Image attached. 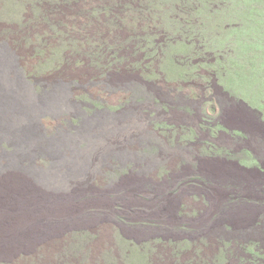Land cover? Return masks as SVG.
<instances>
[{"label":"rangeland","instance_id":"obj_1","mask_svg":"<svg viewBox=\"0 0 264 264\" xmlns=\"http://www.w3.org/2000/svg\"><path fill=\"white\" fill-rule=\"evenodd\" d=\"M106 59L214 96L203 110L235 141L199 149L191 118L170 125L190 129L188 147L135 118L68 131L75 95L109 106L145 92L106 75ZM134 136L164 167L119 179L131 164L108 167ZM6 178L22 183L0 186V214L28 220L1 236L0 264H264V0H0Z\"/></svg>","mask_w":264,"mask_h":264},{"label":"bare ground","instance_id":"obj_2","mask_svg":"<svg viewBox=\"0 0 264 264\" xmlns=\"http://www.w3.org/2000/svg\"><path fill=\"white\" fill-rule=\"evenodd\" d=\"M115 64L116 63H113V61L110 59L105 60L103 64L104 67L102 68L105 69L104 71L106 75H117L121 80H123L122 82H129V85L132 86L131 88H135L136 85H138L139 87H142L145 92L138 93L137 96L136 92L128 93L127 95L125 93L119 104H110L109 106H105L106 103L104 100H99L90 93H81L75 95V98L69 99L70 104L75 109V113L70 114L74 118L73 122H71L70 119L66 120L67 126L69 127L67 128L68 131H77L78 129H81L84 124H99L101 122L103 124H115L122 122V120L128 121L135 118L141 122L145 121L150 126V130L151 127L158 125V131L160 132V135L165 138V140H170V138L174 135L175 141L179 143L180 146L183 145L188 147V137L191 134L189 132L190 129L186 128V131L183 132V126H181V124H176L175 127H171L170 125L173 120H178L180 118L182 124H184L186 123L184 121L187 118H191L195 119L198 124L194 129L197 132L203 133L202 140L199 142V149L214 147L211 146V140L216 139L215 134L217 139L222 137L221 135L224 134V138H228L230 142L233 140L235 141V136H231V134H226V132L224 133L220 130H213L216 127L218 120L217 118H213L211 113H209V106L204 107L203 110V105L205 103H209L211 98L214 96H204L205 92H203L201 99L197 100L193 96H190L188 91H178L172 85L165 84L171 82H161L153 78H144L140 70L136 71L129 66H122L120 70H117V66H115ZM146 72L149 73L150 71ZM89 77L90 75L83 79L90 80L91 78ZM63 82L64 81H62V84ZM67 83L70 84L72 81L67 80ZM74 83H77L76 79ZM89 84L91 85L93 82L89 81ZM134 85L135 87H133ZM203 86H205L206 89L212 87L213 93L220 94L221 92V88L214 84V82L212 85L206 83ZM77 87L82 86L78 85ZM84 97L86 99H84ZM174 130L176 131L175 134H173ZM28 139L29 136L22 135V137L18 138L17 143L21 144L24 141L27 142ZM145 140V136H134L130 138L129 141L132 142L133 146L131 149L125 152V155L123 156L124 159H118L116 164L110 165L108 167L110 170L111 168L116 170L123 168L127 163L131 164L130 168H127L126 171L117 178H127L132 175V172L134 173L133 170L136 171V174H141L152 165V162L154 163L153 166L155 168L164 167L160 160H156V156L151 150L152 143L146 142ZM39 148L42 149L43 146L40 145ZM39 148L36 146L35 149ZM205 159L206 157H202L200 160L205 161ZM111 173L115 172L111 170ZM4 183L19 186L22 182H19L13 178H6L4 179L3 183H0V186H3ZM7 192L8 191H6L5 188H0V204H2V202L5 200ZM57 209L59 210L60 207H56V210ZM8 217H10V215H7V218ZM27 220L28 215L23 212L15 217H12L8 222L3 219V214H0V241H3L1 236L11 233L12 231L10 230H14V228L20 223ZM261 225L263 224H257L254 226L259 229L262 227Z\"/></svg>","mask_w":264,"mask_h":264},{"label":"trees","instance_id":"obj_3","mask_svg":"<svg viewBox=\"0 0 264 264\" xmlns=\"http://www.w3.org/2000/svg\"><path fill=\"white\" fill-rule=\"evenodd\" d=\"M102 66H103V65H102ZM87 76H88V75H87ZM66 77H67V76H66ZM85 77H86V76H85ZM66 79L69 80L68 77H67ZM263 221H264V220H263ZM261 226H262L261 228L264 229V224L261 225ZM254 229L256 230L257 228L254 226Z\"/></svg>","mask_w":264,"mask_h":264}]
</instances>
